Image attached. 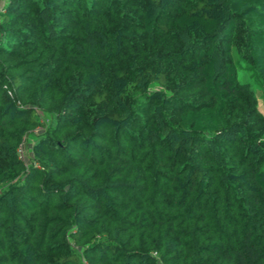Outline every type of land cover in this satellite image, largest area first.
Instances as JSON below:
<instances>
[{
    "label": "trees",
    "instance_id": "obj_1",
    "mask_svg": "<svg viewBox=\"0 0 264 264\" xmlns=\"http://www.w3.org/2000/svg\"><path fill=\"white\" fill-rule=\"evenodd\" d=\"M0 264H264V0H0Z\"/></svg>",
    "mask_w": 264,
    "mask_h": 264
},
{
    "label": "rangeland",
    "instance_id": "obj_2",
    "mask_svg": "<svg viewBox=\"0 0 264 264\" xmlns=\"http://www.w3.org/2000/svg\"><path fill=\"white\" fill-rule=\"evenodd\" d=\"M239 77L240 79H244V74L242 75L241 70H239ZM252 87L255 90V93L258 95L259 99L261 100V96H260V87L255 83V82H251ZM32 135L31 134H27L25 135L24 139H23V145H22V152L21 155L22 157L27 160V158L30 155V144H31V140H32Z\"/></svg>",
    "mask_w": 264,
    "mask_h": 264
},
{
    "label": "built area",
    "instance_id": "obj_3",
    "mask_svg": "<svg viewBox=\"0 0 264 264\" xmlns=\"http://www.w3.org/2000/svg\"><path fill=\"white\" fill-rule=\"evenodd\" d=\"M17 151H18V153H20V154H21V152H22V149H21V147H19Z\"/></svg>",
    "mask_w": 264,
    "mask_h": 264
}]
</instances>
